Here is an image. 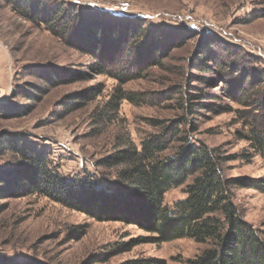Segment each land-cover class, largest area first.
<instances>
[{"label": "rangeland", "instance_id": "obj_1", "mask_svg": "<svg viewBox=\"0 0 264 264\" xmlns=\"http://www.w3.org/2000/svg\"><path fill=\"white\" fill-rule=\"evenodd\" d=\"M14 6L0 0V136L25 142L63 181L113 192L121 166L107 159L152 138L165 143L162 156L202 148L225 179L264 181L253 140L264 142V0H49L48 10L78 16L65 40ZM14 158L1 148L0 168ZM191 181L168 190L163 207L184 200ZM230 192L264 242V192ZM141 223L97 220L38 195L0 199V260L185 264L212 248L156 242Z\"/></svg>", "mask_w": 264, "mask_h": 264}, {"label": "trees", "instance_id": "obj_2", "mask_svg": "<svg viewBox=\"0 0 264 264\" xmlns=\"http://www.w3.org/2000/svg\"><path fill=\"white\" fill-rule=\"evenodd\" d=\"M7 1L16 5L14 11L26 20L52 24L50 31L64 40L67 27L77 22L78 16L67 10L60 11L61 15L58 7L48 10L49 0ZM253 140L264 153L262 138ZM1 148L16 158L0 168V199L43 196L97 220H132L140 226L143 222L157 236L156 242L188 237L198 243H211L212 248L185 264H264V242L253 226L240 219L230 192L239 187L264 192V181L238 184L225 179L218 160L205 149H182L170 158L162 156L166 148L163 140L143 141L140 150L122 151L107 159V164L121 166L116 174L120 185L113 192H105L97 190L88 179L79 183L63 181L44 156L17 137L0 136ZM190 177L192 181L184 191L186 198L172 209L163 207L164 194ZM0 264L14 263L4 259Z\"/></svg>", "mask_w": 264, "mask_h": 264}, {"label": "water", "instance_id": "obj_3", "mask_svg": "<svg viewBox=\"0 0 264 264\" xmlns=\"http://www.w3.org/2000/svg\"><path fill=\"white\" fill-rule=\"evenodd\" d=\"M0 98H1V90H0Z\"/></svg>", "mask_w": 264, "mask_h": 264}]
</instances>
